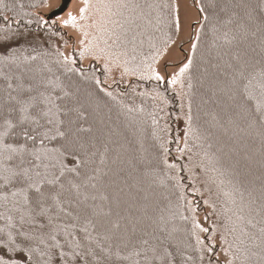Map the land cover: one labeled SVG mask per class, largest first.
<instances>
[{"label":"trees","instance_id":"trees-1","mask_svg":"<svg viewBox=\"0 0 264 264\" xmlns=\"http://www.w3.org/2000/svg\"><path fill=\"white\" fill-rule=\"evenodd\" d=\"M46 2L0 0V36L69 48L0 58V264H203L206 194L264 264V0H194L179 91L155 75L175 0H110L83 46Z\"/></svg>","mask_w":264,"mask_h":264},{"label":"rangeland","instance_id":"rangeland-1","mask_svg":"<svg viewBox=\"0 0 264 264\" xmlns=\"http://www.w3.org/2000/svg\"><path fill=\"white\" fill-rule=\"evenodd\" d=\"M109 2L110 0H72L68 10L62 16L54 20H56V22H58L62 27L66 28L67 26L68 31L75 35L77 43L83 46L89 42V38L87 36L88 34L86 33L90 27L89 18L93 17V19L99 22L103 13L107 11V5ZM60 3L61 0H47L45 5L40 9L41 14L45 16L46 19V16L58 8ZM175 3L178 21L177 35L173 43L166 49L164 55L155 66V75L162 83L168 82L174 90H178V83L181 78L183 67L182 64L186 61L190 52V42L193 38L196 25L200 20V15L194 0H175ZM73 20L74 22H72ZM44 37L45 36L43 35H33L27 37V34H14L9 37H5L4 35L0 36V58H5L13 51L20 48L21 44L24 42H27V44L24 45L23 49L27 46H31L32 49L34 48L33 44L37 47L38 45L41 46L43 44H47V46L57 48L63 44L65 46L63 51L68 54L69 48L64 44L63 40L52 39L47 41ZM32 52L37 53L39 51L32 50ZM32 52L25 54L24 50L23 55L26 57V55H29ZM38 55L39 56L37 58L41 60L40 62L36 61L35 63V70L37 72H39L41 68L43 69L45 65L42 60L45 62L47 61L42 58L40 54ZM6 69L7 66L4 67L3 71H0L3 76L7 74ZM112 73L114 75V70L111 74ZM42 84L47 83L42 82ZM184 127L185 120L180 119L177 123L180 138L183 136ZM195 167L198 168L197 163ZM191 178L192 181H194V184H196L199 188V195H204L205 191L201 186L200 175L194 167L192 168ZM208 194L211 195L210 193ZM201 199L203 198L201 197ZM204 201H206V203L200 206L203 208V212L198 215V225L202 229L200 233V241L202 242L205 251L203 264H241L240 260L237 262L233 258L237 257L238 254L235 242L236 238L231 237V234H229L226 228L220 223L219 218L213 217V211L211 208L212 204H210V200L208 201L207 194ZM223 224L227 228L231 229L230 225H227L224 222Z\"/></svg>","mask_w":264,"mask_h":264},{"label":"water","instance_id":"water-1","mask_svg":"<svg viewBox=\"0 0 264 264\" xmlns=\"http://www.w3.org/2000/svg\"><path fill=\"white\" fill-rule=\"evenodd\" d=\"M71 1L72 0H61L59 7L56 8L55 10H53L52 12H50L46 16V20L51 21V20H54V19L62 16L68 10Z\"/></svg>","mask_w":264,"mask_h":264}]
</instances>
